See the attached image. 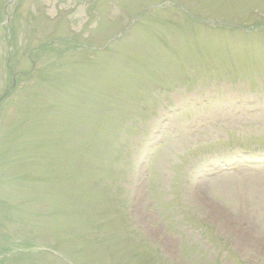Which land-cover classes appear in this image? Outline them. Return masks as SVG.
Returning a JSON list of instances; mask_svg holds the SVG:
<instances>
[{"label": "rangeland", "instance_id": "1", "mask_svg": "<svg viewBox=\"0 0 264 264\" xmlns=\"http://www.w3.org/2000/svg\"><path fill=\"white\" fill-rule=\"evenodd\" d=\"M7 12L0 264H264V0Z\"/></svg>", "mask_w": 264, "mask_h": 264}, {"label": "trees", "instance_id": "2", "mask_svg": "<svg viewBox=\"0 0 264 264\" xmlns=\"http://www.w3.org/2000/svg\"><path fill=\"white\" fill-rule=\"evenodd\" d=\"M12 35H13V32H12ZM48 47H50L49 46V44L48 43H46V44H42V45H40V50L39 51H46L47 49H49ZM21 253V252H20ZM0 256H2V255H0ZM7 256L6 255H4L3 256V258L2 259H0V263L2 262V260L4 259V258H6ZM237 264H241V262L239 261Z\"/></svg>", "mask_w": 264, "mask_h": 264}, {"label": "water", "instance_id": "3", "mask_svg": "<svg viewBox=\"0 0 264 264\" xmlns=\"http://www.w3.org/2000/svg\"><path fill=\"white\" fill-rule=\"evenodd\" d=\"M6 7H7V5H6Z\"/></svg>", "mask_w": 264, "mask_h": 264}]
</instances>
